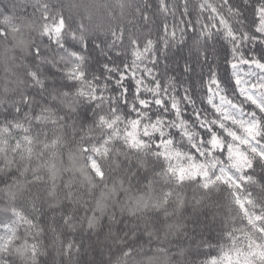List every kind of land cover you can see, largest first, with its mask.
<instances>
[{"label": "snow or ice", "instance_id": "snow-or-ice-1", "mask_svg": "<svg viewBox=\"0 0 264 264\" xmlns=\"http://www.w3.org/2000/svg\"><path fill=\"white\" fill-rule=\"evenodd\" d=\"M0 72V264H264V0H0Z\"/></svg>", "mask_w": 264, "mask_h": 264}, {"label": "trees", "instance_id": "trees-1", "mask_svg": "<svg viewBox=\"0 0 264 264\" xmlns=\"http://www.w3.org/2000/svg\"><path fill=\"white\" fill-rule=\"evenodd\" d=\"M129 2H131V0H129ZM189 34H191V30H189ZM153 38H155V33H153ZM188 43H191L190 39H188ZM167 55L168 59L165 60L163 54H161V68H163L165 63H167L169 75L181 76L185 59H191L188 48L185 46H173L171 51ZM2 74L3 73L0 72V75ZM197 90L199 91L198 82Z\"/></svg>", "mask_w": 264, "mask_h": 264}]
</instances>
